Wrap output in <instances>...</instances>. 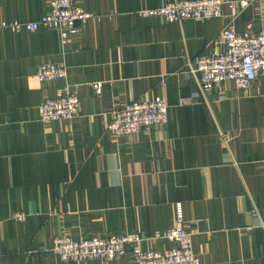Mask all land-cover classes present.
<instances>
[{"label": "crops", "instance_id": "crops-1", "mask_svg": "<svg viewBox=\"0 0 264 264\" xmlns=\"http://www.w3.org/2000/svg\"><path fill=\"white\" fill-rule=\"evenodd\" d=\"M164 1L76 0L97 16L64 42L48 26L8 27L38 20L51 0H0V264H67L52 250L63 232H139L143 248L166 250L171 242L151 237L173 225L178 202L201 264H264V79L203 90L192 70L224 49L227 24L264 27V0L242 9L224 0L222 17L182 22L140 14ZM46 62H65L67 78L41 81ZM65 83L79 114L42 121L40 104ZM157 96L169 104L166 124L109 132L115 108Z\"/></svg>", "mask_w": 264, "mask_h": 264}, {"label": "built area", "instance_id": "built-area-1", "mask_svg": "<svg viewBox=\"0 0 264 264\" xmlns=\"http://www.w3.org/2000/svg\"><path fill=\"white\" fill-rule=\"evenodd\" d=\"M254 0L228 1L229 5L245 8ZM224 0H165L156 8L140 10L142 16H159L171 22L186 19H208L223 16ZM97 16L93 11L78 5L76 0H51L50 11L38 20L14 22L8 27L19 30L26 27L35 31L39 25L59 30L62 40L69 41L79 33L82 25ZM5 25V24H4ZM7 26V25H5ZM224 46L209 55L195 58L193 73L203 90L210 89L225 81H234L238 88H248L258 78L264 79V27L256 30L253 21L246 24L244 31L236 30L232 23L220 32L218 41ZM37 76L41 81L66 79L68 67L65 62H46L38 67ZM94 92L102 91L103 82L92 83ZM81 99L72 85L65 83L58 87L55 97L46 98L39 106L42 121L51 122L77 116ZM169 104L157 96L153 100L134 99L113 110L108 124L109 132L117 137L149 130L166 124ZM232 138L229 131H221L220 139L228 142ZM23 219V213L15 214ZM181 202L175 206L172 226L164 231H156L153 239H164L172 245L166 250L145 249L141 243L146 238L139 232H122L92 237L74 236L63 232L54 239L52 250L69 264L87 259L110 260L131 254L133 264H201L199 254L194 250L193 232L184 225Z\"/></svg>", "mask_w": 264, "mask_h": 264}]
</instances>
